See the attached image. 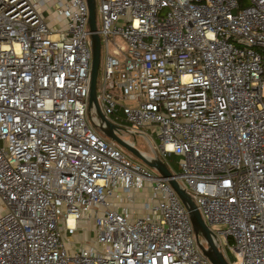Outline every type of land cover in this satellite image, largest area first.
Returning a JSON list of instances; mask_svg holds the SVG:
<instances>
[{
	"label": "built area",
	"instance_id": "1",
	"mask_svg": "<svg viewBox=\"0 0 264 264\" xmlns=\"http://www.w3.org/2000/svg\"><path fill=\"white\" fill-rule=\"evenodd\" d=\"M93 1L99 112L179 158L228 264H264V0ZM89 36L85 0H0V264H210L167 180L96 129Z\"/></svg>",
	"mask_w": 264,
	"mask_h": 264
},
{
	"label": "water",
	"instance_id": "2",
	"mask_svg": "<svg viewBox=\"0 0 264 264\" xmlns=\"http://www.w3.org/2000/svg\"><path fill=\"white\" fill-rule=\"evenodd\" d=\"M87 7V26L90 33V80L89 90L87 97V109H93L98 120V126L96 129L105 136L108 140L114 142L120 146L128 154L134 157L137 161L143 164L145 167L154 171L160 178L166 179L169 186L172 188L181 204L185 208L189 221L193 230L195 241L201 238L205 241V245H198L202 255L209 261L210 264H228L222 254L216 248L214 242L211 239V232L204 225L201 220L191 198L185 193L183 189L179 187L177 182L172 178L173 176L165 166V164L155 155L149 157L143 155L141 152L130 145L126 140L120 137L119 129L109 123L99 112L96 99H95V83L97 78V68L99 63V41L95 32V15H94V1L85 0ZM135 136H131L134 141Z\"/></svg>",
	"mask_w": 264,
	"mask_h": 264
},
{
	"label": "rangeland",
	"instance_id": "3",
	"mask_svg": "<svg viewBox=\"0 0 264 264\" xmlns=\"http://www.w3.org/2000/svg\"><path fill=\"white\" fill-rule=\"evenodd\" d=\"M95 25H97V14L95 13ZM103 60H104V55H103V50L100 49L99 51V63H98V68H97V78H96V83H95V89L96 91L99 89V84H100V77H101V73H102V66H103ZM263 81H264V76H263ZM262 97L264 98V82H263V86H262ZM142 135H149L151 134L150 138L152 140V143L155 144V138H156V132H150V129L145 131V128L141 129V133ZM102 139L106 142L110 141L108 140L105 136L101 135ZM125 140H130L132 141L131 136L128 137H124ZM116 148L120 149L122 151V153L130 160L135 161L137 163H140L139 161H137L134 157H132L130 154H128L125 150H123L120 146L115 145ZM134 147L136 150H138L139 152L145 154L146 156L149 157H153L154 151L152 152V149L147 145V143L145 142L144 138L142 136H135L134 137ZM179 158L174 156V155H170L168 157H166V160H164L166 167L168 168V170L171 173H177L179 172V168L177 165ZM141 164V163H140ZM143 165V164H142ZM0 209H2V205L0 204ZM83 229L80 232H76L73 235H71V243H67L66 247L68 249H71V247L73 246V244H75V246L77 247L80 243H91L92 241V233L90 232V226L89 225H83ZM223 228L222 226H217L214 227L213 229H221ZM225 260L227 262H232L234 260H232V258L230 257L229 253L227 252V250H225Z\"/></svg>",
	"mask_w": 264,
	"mask_h": 264
},
{
	"label": "trees",
	"instance_id": "4",
	"mask_svg": "<svg viewBox=\"0 0 264 264\" xmlns=\"http://www.w3.org/2000/svg\"><path fill=\"white\" fill-rule=\"evenodd\" d=\"M238 6L240 8L247 6V1L246 0H238Z\"/></svg>",
	"mask_w": 264,
	"mask_h": 264
},
{
	"label": "bare ground",
	"instance_id": "5",
	"mask_svg": "<svg viewBox=\"0 0 264 264\" xmlns=\"http://www.w3.org/2000/svg\"><path fill=\"white\" fill-rule=\"evenodd\" d=\"M143 154V153H142ZM143 155H145V154H143Z\"/></svg>",
	"mask_w": 264,
	"mask_h": 264
},
{
	"label": "crops",
	"instance_id": "6",
	"mask_svg": "<svg viewBox=\"0 0 264 264\" xmlns=\"http://www.w3.org/2000/svg\"><path fill=\"white\" fill-rule=\"evenodd\" d=\"M2 209H0V211H1Z\"/></svg>",
	"mask_w": 264,
	"mask_h": 264
}]
</instances>
